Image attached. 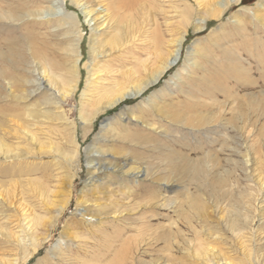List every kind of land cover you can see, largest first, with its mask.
Instances as JSON below:
<instances>
[{"label":"rangeland","instance_id":"rangeland-1","mask_svg":"<svg viewBox=\"0 0 264 264\" xmlns=\"http://www.w3.org/2000/svg\"><path fill=\"white\" fill-rule=\"evenodd\" d=\"M2 1V8L12 3ZM76 3L59 0L57 9L74 22L56 13L15 28L0 20V52L19 63L0 59V70L12 72L15 93L21 66L33 57L46 65L32 55L34 35L37 46L49 39L63 57L69 37L83 41L80 88L64 105L75 153L59 124L29 118L41 114L44 92L15 101L1 86L0 264H264V0H146L142 16L121 13L139 31L122 47L107 44L96 61L91 40L115 35L105 33L106 1ZM180 40L177 64L155 85L85 126L86 85L128 70L146 79ZM195 112L211 114L212 130L188 125ZM6 152L17 157L3 160Z\"/></svg>","mask_w":264,"mask_h":264},{"label":"bare ground","instance_id":"bare-ground-1","mask_svg":"<svg viewBox=\"0 0 264 264\" xmlns=\"http://www.w3.org/2000/svg\"><path fill=\"white\" fill-rule=\"evenodd\" d=\"M80 1L76 0L77 6H80L79 4ZM104 1H106L105 10L107 11L106 14L103 15V17H105L103 21L104 22L106 21L105 33L113 29L115 35H113L110 38L102 39L96 37L91 40L90 49L91 52L93 53V58L92 57L91 58L94 59V61L98 60L102 54L107 52L105 49L107 44L112 45L113 48L117 46L122 47L126 45V43L129 41L128 39L129 35L133 37L139 31V30H135L136 19L130 26V24H126L127 22L124 21L121 13L125 11L131 12L135 9H138L140 12V9L144 8L146 4V0H104ZM11 2L12 3H10V5L9 4L6 5V8H2V6H0V20L7 21L3 23L9 24L10 27L12 28H15V26H18V24H23L25 22L31 23L33 21L32 19H39L38 18L39 16L43 18L45 13H47V15H50L52 13H56L59 16L65 15L69 17V19H72V22H74L73 15L69 13L62 14L60 13L59 10H57L59 5V0H41L40 3H35L34 0H12ZM43 2L47 3V5L43 6L44 5V4L42 5ZM86 3H88V1H86ZM218 5L220 7L223 6V5L221 6V1L218 2ZM46 8H48L49 11L47 12L44 11ZM98 11L99 9L97 10V12ZM140 13L141 14L139 15L142 16V12ZM140 23L141 22L139 20L137 24L138 27L142 24ZM124 32H126V36L123 34ZM99 35L101 36L103 34H99ZM123 36L124 38L121 39V37ZM152 37L154 39L155 47H158L161 42V37L159 32L156 30L153 33ZM48 40L46 41L44 40L42 47H39L37 46V43H41V42L39 41L37 42L34 35V41H33L34 45L31 48L32 55L35 57H40L42 59L41 61L42 62L44 61L46 65L38 63V61H36L33 57L31 58L30 64L28 63L29 66L28 65L21 66L24 67L23 68L24 71L23 74L22 75L19 74L20 77H18L20 81V84L18 85H20V88H18L19 90L17 91V93H15L14 90L12 89V84L9 79L12 72L9 71L10 73H8L7 71L0 70V89L1 86L6 88L8 90V93L10 92V94L12 95L13 99H15V101L32 99V97L36 95V93L44 92L48 97H46V99L41 103V105H43V108L40 109L41 114L36 115V114H32V112L29 111L27 112L29 118L35 121L34 119L42 117L41 118L42 122H45L47 119H51V121L55 122V124H59L56 126V129L60 132L61 139L63 141L64 140L69 141L73 145V148L70 150V152L75 153L76 149L74 145H76L77 142L76 141L77 139L74 140L76 137L74 136L75 126L74 124L69 123L68 116L65 113L64 105H67L70 100H73V98L76 99L77 91L80 88L81 73L78 70V64L83 58V50H82L83 41L82 40L80 41L79 36L71 37V38L69 37L68 39V42H70L69 54L66 55V57H63V55L61 54H56L57 52H55L56 50L54 49L55 43H51ZM182 42L183 40L177 42V47L172 51L170 57L164 60V62L161 64L162 66L156 69L155 71H153L151 75L146 79L141 78L142 76L141 73L139 77L136 78L137 74H139V72L141 71L136 70L130 72L128 70L121 74H117L115 76H106L104 78L105 82L103 83L100 82V85L94 86L93 89H90L91 85H86L83 89L82 96L80 97V107H79L80 108L79 117L81 118L82 122L86 124L85 126L89 127L91 125V121L93 120L95 115H97L99 112L108 108H113V107L115 108V106H117L119 103L125 101L128 98L140 97L149 87L155 85L162 75H164L172 66H175L177 64L180 55V46L182 45ZM62 43L63 42H60L59 44L61 45ZM51 51L56 55L53 56V53L51 54ZM0 59L2 61L7 60V63H9L13 67L14 66L18 67L19 63L15 64V62L12 59L8 58V55L6 53L0 52ZM66 59L69 61V65H67V67L65 65L66 62H64ZM96 73L97 71L94 72V74ZM101 75L100 77L97 78H101ZM98 81H99L98 79L95 81L96 84L99 83ZM133 81L137 82V84L135 85L136 87H134V91L133 90L129 91L127 88L129 87V84H131V82ZM98 89L99 91H97ZM101 92L104 93L101 94ZM113 92H115V94H112ZM98 98L99 99L101 98V100L105 99V101H101L100 103H98L99 101ZM238 110L241 115L244 114V109L238 108ZM67 111L69 113L71 111V107ZM190 120L191 122L189 121L188 125H190L191 128H194V130L196 129L198 131L208 132L213 128L210 127L212 125L211 114H203L200 112H195ZM37 121L39 120L35 121L36 122L34 123L35 125H38ZM64 130H69L70 136L68 137V139H66L65 136L64 137L62 136L64 135L62 132ZM153 131H156V129L153 128ZM27 133L26 135L29 138H31V140L33 141L34 134L30 132ZM56 150L57 151L60 150L61 151L60 154L62 155H64V153L66 152V149L60 144V142L57 143ZM15 157H17L16 153L6 152L2 155L3 160H6L8 158H15ZM247 162H249L248 159ZM88 163L91 164L90 167L91 175L96 176V173L100 172L101 170L100 169L101 165H99L96 162L94 156L88 157ZM103 168L104 170L106 169L105 166ZM69 177L71 178V176ZM11 190H12L11 188H7L6 194L7 193L9 194ZM62 207H60V211L56 215V218L58 217V219L62 213L63 210ZM58 219H54V221L52 222V227H54Z\"/></svg>","mask_w":264,"mask_h":264}]
</instances>
